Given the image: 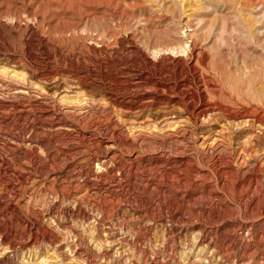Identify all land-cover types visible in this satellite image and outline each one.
Here are the masks:
<instances>
[{"label":"rangeland","instance_id":"374dc122","mask_svg":"<svg viewBox=\"0 0 264 264\" xmlns=\"http://www.w3.org/2000/svg\"><path fill=\"white\" fill-rule=\"evenodd\" d=\"M0 264H264V0H0Z\"/></svg>","mask_w":264,"mask_h":264}]
</instances>
